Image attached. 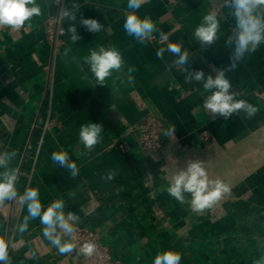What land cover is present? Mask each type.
Wrapping results in <instances>:
<instances>
[{
	"label": "crops",
	"instance_id": "0c3cea01",
	"mask_svg": "<svg viewBox=\"0 0 264 264\" xmlns=\"http://www.w3.org/2000/svg\"><path fill=\"white\" fill-rule=\"evenodd\" d=\"M127 2L37 0L41 15L19 31L0 28V153H17L9 167L17 170L18 195L0 206V237L8 242L11 264L78 260L71 253L61 254L44 237L39 218L29 219L26 232L18 231L28 212L22 203L16 215L15 205L29 188L39 190L45 209L63 200L65 212L78 214V224L97 232L110 247L118 262L113 264H153L158 253L169 249L181 253L180 264H257L264 257L259 243L264 241V43L234 71H226L231 90L257 107L256 115L213 116L203 108L210 93L200 82H185L186 73L174 64L178 57L167 48L181 42L182 51L188 52L185 67L202 70L205 77L226 69L232 48L225 40L236 21L225 0H151L137 10L156 24L143 44L123 28L132 11ZM64 9L76 13V20L62 18L63 45L54 56L46 19ZM209 13L219 19V39L204 48L194 40V30ZM82 18L98 20L103 30L87 31ZM70 23L81 37L76 43L70 39ZM100 46L116 48L123 58L121 70L106 78L107 86L94 85L84 64L90 50ZM161 48L165 51L158 59ZM129 67L135 69L132 83ZM149 112L164 117L165 131L174 126V135L164 136L165 145L156 154L142 152L127 136ZM90 122L101 124L104 131L101 142L87 149L79 132ZM204 131L211 133L212 142L201 139ZM122 137L129 143L128 152L118 148ZM61 150L77 165L75 178L52 161V153ZM188 160L205 162L210 178L229 185L230 192L214 211L194 212L190 194L181 204L167 193L171 175L185 169ZM110 172L114 178L105 179Z\"/></svg>",
	"mask_w": 264,
	"mask_h": 264
},
{
	"label": "clouds",
	"instance_id": "9594fccd",
	"mask_svg": "<svg viewBox=\"0 0 264 264\" xmlns=\"http://www.w3.org/2000/svg\"><path fill=\"white\" fill-rule=\"evenodd\" d=\"M150 2L151 0H128L127 2V8L132 11L126 14L123 28L129 36L134 37L141 44L150 40L156 30V24L151 17L141 18L137 14V10ZM225 6L231 10L236 21L232 35L225 40V46L232 48L230 65L226 69H217L214 77L212 75L205 77L202 70L189 71L188 67H185L189 63L188 52L182 51L181 42L169 44L167 51L178 57L174 64L186 73V83L200 82L204 91L210 93L203 101V108L208 113L228 119L234 113L244 112L247 118H251L256 115L258 108L243 99L237 98L239 93L231 90L232 84L226 77V71H234L237 68V63L246 54L255 52L264 43V0H225ZM72 8H78V5L73 4ZM39 15H41V7L37 4V0H0V28L19 31L26 22ZM61 16L69 21L76 20V13L69 9H64ZM80 24L91 33H98L104 28V25L100 24L98 20L91 18H82ZM219 30L220 22L217 15L209 13L203 17L202 23L194 30V40L202 47L207 48L219 39ZM68 32L71 34L72 43L81 39L74 24L70 23ZM164 51L163 48L157 51L158 59L163 58ZM84 64L89 66V70L96 80L94 85L107 86L105 84L106 78L111 77L113 72L121 70L123 58L116 48L100 46L98 50H90V54L84 57ZM134 70L132 67L128 68L129 83L133 81L131 73ZM103 131L104 128L101 124L85 123L81 125L79 141L85 148L92 149L101 142ZM173 135L174 126L164 132V136L171 137ZM16 155L15 151L0 153V169H4L0 172V206L5 201L16 199L18 195L15 186L18 179L17 170L9 167L11 159ZM51 159L60 167L68 169L73 178L78 175L77 165L75 162L69 161L67 152L55 151L52 153ZM104 178L111 180L114 178V173L110 172ZM166 191L170 197L181 204L186 202L185 194H190L192 210L201 212L213 207L225 194L230 192V187L220 178H210L205 162L188 160L185 169L178 170L171 175ZM19 199L27 205L28 212L24 222L18 226L20 233L28 230L29 219L39 218L41 225H43L44 237L61 254L72 253L76 249L74 243L76 228L74 225L80 222V216L70 211L66 213V205L63 200H55L45 209L39 198L37 188L27 189ZM61 233L70 239L64 240ZM259 243L261 247H264V241ZM8 247V242L0 237V264H11ZM94 251L95 245L93 243H84L79 248L80 253L88 256H91ZM181 259L180 252L169 249L158 253L153 264H180ZM257 264H264V257H261Z\"/></svg>",
	"mask_w": 264,
	"mask_h": 264
},
{
	"label": "built area",
	"instance_id": "2783aa9c",
	"mask_svg": "<svg viewBox=\"0 0 264 264\" xmlns=\"http://www.w3.org/2000/svg\"><path fill=\"white\" fill-rule=\"evenodd\" d=\"M65 29L62 23L61 15H50L46 19V35L53 47V54L56 56L63 45V35ZM165 119L157 112H149L135 125L130 127L127 136H130L135 143L139 146L142 152L146 154H156L161 151L165 145ZM201 139L204 142H212L213 136L209 131L201 133ZM118 148L122 152H128L130 146L125 137L118 141ZM220 204H216L210 211H214ZM22 210V202L18 201L15 205L14 212L19 215ZM75 232V245L76 249L73 250L71 255L77 256L76 264H113L118 263L114 261L111 249L104 244L97 232L84 225L76 224ZM84 243H93L95 251L91 256L79 252V248Z\"/></svg>",
	"mask_w": 264,
	"mask_h": 264
}]
</instances>
